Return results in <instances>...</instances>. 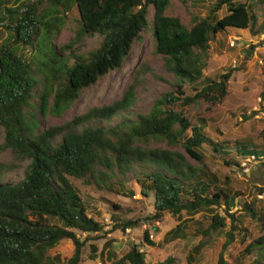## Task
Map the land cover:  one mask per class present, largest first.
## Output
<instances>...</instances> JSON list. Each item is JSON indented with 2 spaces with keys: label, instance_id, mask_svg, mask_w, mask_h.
Instances as JSON below:
<instances>
[{
  "label": "trees",
  "instance_id": "obj_1",
  "mask_svg": "<svg viewBox=\"0 0 264 264\" xmlns=\"http://www.w3.org/2000/svg\"><path fill=\"white\" fill-rule=\"evenodd\" d=\"M248 2L212 0L208 14L192 15L191 25L186 26L180 17L166 14L171 0H0V29L6 33L0 44V153L11 150L27 162L20 180L8 183L0 179V264H81L85 245L112 231L104 230L105 223L89 214L70 177L85 184L97 183L105 180L108 170L136 173L137 165L151 167L139 169L138 183L145 197L154 193L153 214L125 221L116 216L112 230L125 232L143 220L160 221L166 214L180 218L185 211L189 217L179 220L164 239L187 238L192 222L195 235L202 237L188 255L193 261L206 239L225 228L230 219L217 262L227 264L225 252L247 229L232 212L239 193L232 191L228 175L224 185H218L214 173L206 174L204 150L224 157L226 167L239 163L230 161L229 143L214 141L204 131L205 119L193 123L185 108L202 101L210 111L228 95L234 68L205 76L203 71L212 43L228 27L259 33L253 6L264 5V0ZM224 6L227 13L220 16ZM76 10L78 34L99 35L97 48L84 52L72 45L57 47L56 36ZM151 10L156 52L170 72L173 88L155 99L148 112L124 115L112 126L105 121L132 106L133 89L119 100L89 108L68 123L38 131L32 111L61 116L83 90L120 69L147 28ZM28 50L35 54L27 57ZM186 85L192 86L193 94L186 93ZM152 139L181 144L202 167L192 168L181 152L150 147ZM237 147L264 158V147L251 148L245 143ZM258 191L262 194L264 187ZM242 208L252 219L264 220L254 201H245ZM196 214L201 218L193 220ZM150 231L145 230L144 238L153 245ZM245 235L240 238L243 244ZM64 240L70 243L65 248L60 245ZM110 245L107 240L100 264H180L170 255L148 262L135 242L124 255L113 254ZM252 252L257 263L264 264V234L249 242L243 255Z\"/></svg>",
  "mask_w": 264,
  "mask_h": 264
},
{
  "label": "rangeland",
  "instance_id": "obj_2",
  "mask_svg": "<svg viewBox=\"0 0 264 264\" xmlns=\"http://www.w3.org/2000/svg\"><path fill=\"white\" fill-rule=\"evenodd\" d=\"M195 0H171L166 14L178 16L186 26L191 25V16L198 14L206 16L208 14V4L204 2H194ZM210 2L212 0H206ZM194 6V7H191ZM260 11V10H259ZM264 15V5L261 11ZM225 10L221 12L224 14ZM153 10L148 15V26L143 31L139 41L133 45L130 55L124 61L122 67L98 83L86 88L81 92L80 97L73 106L61 116L42 114L40 111H32L38 123V131H43L51 126L68 123L74 117L85 113L93 106H101L121 99L129 90H134L135 101L132 106L122 115L115 116L112 120L105 121L108 126L115 125L124 115L136 117L148 112L152 103L160 95L173 88V79L167 70L163 58L156 52V42L153 29ZM77 10L70 14L66 27L56 36L57 47L72 45L74 48L87 52L95 49L101 42L99 35H79V22ZM263 29L252 35V40L243 38L236 41L235 46H231L229 36L235 32L231 30L221 32L217 35V41L212 43L209 50V59L205 75L224 73L234 68V72L229 81V94L223 102L206 109V103L200 101L195 106L186 107L185 111L190 120L197 124L200 118L205 119L206 128L204 131L214 140L229 143L231 153L230 161L239 163L226 167L225 158L216 153L204 150L206 174L214 173L218 179V185H224L226 175L230 177L229 186L233 192H238L239 197L235 200L232 212L238 217L242 227L246 231L239 233L238 239L231 244L225 252L227 264H258L256 253L244 254L245 246L252 240L264 234V220H255L246 215L243 207L245 201H254L255 207L264 215V192L258 191L259 187H264V163L250 168L248 173H243L240 163L244 156L238 155L236 148L240 143H245L250 147L259 149L264 147V17L261 18ZM233 36V35H231ZM240 36V35H239ZM6 37L3 29H0V44ZM238 37V35L236 36ZM234 38V37H232ZM242 40V41H241ZM242 42V43H240ZM33 51H27V57H32ZM44 59V58H43ZM41 58H39V61ZM236 66L233 67V62ZM42 79V77H40ZM44 84L39 83L42 90ZM202 85H199L201 88ZM187 94H193L191 85H186ZM38 103V99L34 100ZM3 136L0 135V143ZM150 147H160L172 151L181 152L186 157V162L194 169H198L199 162L190 157L184 151L181 144H170L166 140L152 139ZM224 158V159H223ZM27 162L16 158L11 150L0 153V179L2 182H16L23 178L24 168ZM149 169L148 165H137L136 173L129 172L122 174L118 170L106 172L105 180L97 183L85 184L82 180L70 177L84 203L88 212L95 219L105 223L104 230L112 231L103 235L99 239L90 240L83 249V259L81 264H99L98 254L91 250L94 245L100 251L107 239L112 238V251L116 255H124L131 248L133 242L141 245V251H145L148 262H156L164 259L167 255L174 256L180 264H217L221 246L225 240V233L230 227V219L225 228L220 229L211 237L206 239V245L193 261H189L188 255L192 248L202 239L194 233V224L189 222L187 231L188 237L167 242L164 239V231L174 227L179 220L187 219L189 215L184 211L180 218L166 214L160 221L153 219L143 220L139 226L128 228L125 232L121 229L113 231V226L117 219L125 221L127 219H137L149 217L154 211L155 196L150 193L145 197L141 193V185L138 183L139 169ZM103 170V168H101ZM134 174V175H133ZM262 195V196H259ZM114 205H118L116 208ZM221 214H225L223 208L219 209ZM117 216V219L115 217ZM201 218V214H196L193 220ZM206 224L207 221L204 220ZM156 227V228H155ZM150 229V240L154 245H149L144 238L145 230ZM246 234L244 244L240 238ZM113 242V243H112ZM70 243L64 240L60 243L62 247ZM67 250V249H65Z\"/></svg>",
  "mask_w": 264,
  "mask_h": 264
},
{
  "label": "crops",
  "instance_id": "obj_3",
  "mask_svg": "<svg viewBox=\"0 0 264 264\" xmlns=\"http://www.w3.org/2000/svg\"><path fill=\"white\" fill-rule=\"evenodd\" d=\"M214 1H216V0H214ZM195 3L196 2H204V3H207L208 5H209V3L211 2H207L206 0H195L194 1ZM245 2H247V3H249L248 2V0H235V3H245ZM261 7H262V4H255L254 6H253V9H254V11H255V13H256V15H257V18H258V28L260 29V31L263 29V27H262V25H261V18L262 17H264V15H263V13L262 12H260L261 11ZM225 10V13L224 14H221V12H223ZM260 10V11H259ZM227 13V6H224L221 10H220V16H224L225 14ZM227 31H231V30H235V32L233 33V34H231V32H230V34L231 35H233V36H229V40L232 38V37H235V38H237L238 40L239 39H241V38H243V39H245V40H252V35L250 34V31L248 30V29H242V28H235V27H228L227 29H226ZM238 35V37H236ZM240 35V36H239ZM260 35H261V38L264 36V33H260ZM242 41V40H241ZM240 43H242V42H240ZM228 94H229V91H228ZM262 147V146H261ZM251 148H254V146H252ZM260 148V147H259ZM236 151H237V153H238V155H240V156H247L248 154H246L245 152H243V150L242 149H240L239 147H237L236 148ZM257 155V154H256ZM244 156V157H245ZM177 225V224H176ZM176 225L174 226V227H172V228H170V229H168L167 231H164V233L166 234L168 231H170L171 229H173V228H175L176 227ZM134 228V227H133ZM156 228V227H155ZM165 234L163 235L164 236V238H165ZM107 240H112L113 241V239L112 238H110V239H107ZM106 240V241H107ZM106 241H105V243H106ZM167 241V240H166ZM175 241V240H174ZM168 243L169 242H173V241H167ZM104 243V244H105ZM113 243V242H112ZM154 243V242H153ZM112 245V244H111ZM110 245V246H111ZM149 245H151V244H149ZM154 245V244H153ZM109 246V247H110ZM93 247H95L94 245H91V250L93 251ZM104 247V246H103ZM96 248V247H95ZM110 249V248H109ZM102 250H103V248L100 250V251H98V249L96 248V251H95V253H97L99 256H98V262H99V264H100V253L102 252ZM111 251H112V249H110ZM116 251H112V253L113 254H116L115 253ZM118 255V254H117ZM147 260V259H146Z\"/></svg>",
  "mask_w": 264,
  "mask_h": 264
},
{
  "label": "built area",
  "instance_id": "obj_4",
  "mask_svg": "<svg viewBox=\"0 0 264 264\" xmlns=\"http://www.w3.org/2000/svg\"><path fill=\"white\" fill-rule=\"evenodd\" d=\"M237 40L238 39L235 37L231 38L229 40L231 46H235ZM235 66H236V61L233 62V67ZM262 162L264 163V158L262 156L251 154V155L246 156L244 160H242V162L240 163V169L242 170L243 173H248L251 167L257 166ZM259 196H262V195H259Z\"/></svg>",
  "mask_w": 264,
  "mask_h": 264
}]
</instances>
